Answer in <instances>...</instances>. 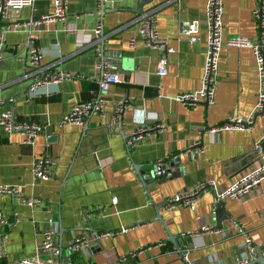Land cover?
I'll return each mask as SVG.
<instances>
[{"label":"crops","instance_id":"crops-1","mask_svg":"<svg viewBox=\"0 0 264 264\" xmlns=\"http://www.w3.org/2000/svg\"><path fill=\"white\" fill-rule=\"evenodd\" d=\"M138 1L107 0L101 14L96 0H68L65 19L43 26L35 45L45 71L77 75L61 80L48 95L26 96L33 78L22 76L25 51L21 45L26 33H5L0 59V112L9 108L15 120L42 126L31 145L23 144L19 134L6 133L0 127V185L16 186L21 198L40 200L29 207L19 196L0 193V210L9 222L3 229L7 234L5 256L32 254L49 216L56 221L58 217L63 228L61 264H186L177 249H184L192 264H239L257 259L255 253L241 246L245 237L264 247V180L240 198L223 201L227 219L234 218L239 225L238 230L230 229L227 234L203 230L215 227L217 210L212 189L203 191L192 209L176 206L167 210L163 205L165 198L200 180H212L221 191L258 165L251 146L264 133V114L254 116L249 130L214 134L206 130L229 114L247 116L252 111L258 80L251 50L221 46L213 104L177 102L175 94L201 87L206 0H146L142 4L141 10L154 9L156 28L172 48L166 55V73L162 76L155 73L159 50L146 46L134 33ZM256 2L221 0L223 40L237 35L251 40L256 37L252 13ZM50 11V0H35L31 6L8 13L11 20H26ZM186 19L198 22L196 42L189 43L177 35L180 22ZM97 25L106 54L103 66L114 71L119 82L109 87L103 111L90 114L82 130V126L61 123L60 119L72 105L95 98L99 92L101 74L94 64L100 61V44L93 42ZM118 99L126 100L128 106L115 119L112 109ZM133 109L141 110L136 115H142L144 124L161 122L163 129L145 134L127 150L124 137L137 125ZM195 140L202 152L193 154L189 145ZM40 156L54 158L46 180H35L30 171L33 160ZM166 159L177 163L173 177L167 173L165 179L146 183L138 179L133 164L143 167ZM113 197L115 202H111ZM227 219H222L219 226ZM77 231L91 239L86 252L67 250ZM101 231L114 233L92 238L93 232ZM186 231H197L198 235L182 236ZM133 250L135 255L129 257L128 252Z\"/></svg>","mask_w":264,"mask_h":264},{"label":"built area","instance_id":"built-area-1","mask_svg":"<svg viewBox=\"0 0 264 264\" xmlns=\"http://www.w3.org/2000/svg\"><path fill=\"white\" fill-rule=\"evenodd\" d=\"M34 1L35 0H0V59L5 49V33L13 30H24L26 33V41L21 45V48L25 51V56L22 58L25 66L22 76H33L32 81L25 90V94L28 98L37 95H48L51 88L57 86L61 80L77 76L69 71H45L46 67L41 64L40 61L42 55L39 48L35 45L37 33L45 24L63 21L65 19L68 0H50L51 11L49 13L40 14L37 18L29 17L26 20L10 19L9 11L14 12L20 10L24 6H31ZM106 2L107 0H96V9L101 11ZM222 11L223 7L221 0H206L204 9L206 38L201 87L195 91L179 92L175 94L173 99L187 105H194L201 101L206 105L213 104L217 80V62L220 48L223 44L235 47H247L251 50L257 71L258 88L255 94L254 106L250 114L247 116L229 114L219 124L206 129L212 134L223 130H249L253 123L254 116L256 114H264V0H257L252 10L257 29L256 37L252 40L238 35L223 40L221 37ZM153 12L154 9L152 8L139 12L136 17L134 33L143 40L146 46L159 50L155 73L158 76H162L166 73V55L172 52V48L167 44L166 37L159 34ZM65 30H69V27H66ZM197 32L198 22L195 19L183 20L177 28V35L185 37L189 43L198 40ZM93 34V42H95V44H100L102 37L98 25L93 29ZM129 43H133V38H130ZM94 67L99 70L101 74L97 96L89 100L79 101L72 105L71 108L61 116V123H72L84 126L90 114H99L103 111L108 89L112 84L118 83L119 79L114 71L103 66L101 60H96ZM127 106L126 100H116L112 109L114 118H119L124 108ZM140 111L139 109H133V120L137 125L124 137L123 141L127 150L134 147L145 134L163 129L161 122L144 124L142 115H136V113ZM0 127H2L6 133L15 132L19 134L21 136V142L26 145H31L35 136L42 130V126L37 122L15 120L12 109L9 108L0 112ZM189 148L192 149L193 154L202 152L198 140L191 142ZM251 150L258 159V165L255 168L246 170L237 180L223 190L217 191L212 180H200L165 198L163 202L164 207L167 210L176 206H185L192 209L199 195L207 189L213 190L214 203L218 199L234 200L240 198L260 181L264 180V133L258 140L253 142ZM161 162L160 160L156 163ZM53 164L54 158L50 156L36 157L30 169L32 177L35 180H46L49 177V167ZM0 193L12 194L19 196V198L22 197L16 186L0 185ZM21 200L29 207H33L40 202V200L35 197L21 198ZM115 200L116 198H111V202H115ZM214 212L213 209L211 213L214 214ZM12 215L16 217L15 212H13ZM8 223L7 216L0 210V258H3L0 264H61L60 250L56 240L57 221L52 216H49L45 220V224L40 230V239L36 243L33 253L18 258H10L4 254L3 244L7 234L3 229L9 225ZM209 229H214L221 234H227L230 232V229L238 230L239 225L234 218H229L222 226H207L203 228V230ZM122 230L124 229L121 228L120 231ZM113 233L114 231L93 232L92 238L97 240L103 236H111ZM181 235L195 236L198 235V232L186 231L181 232ZM90 241L91 239H89L85 232L77 231L72 240L67 244V250L70 252H86L90 246ZM160 243L159 241L156 245ZM241 246L251 253L259 252L260 255L264 256V247L252 244L248 237H245ZM176 251L186 264H192L191 260L187 258L184 249H177ZM135 253L136 250L130 251L128 252V256L133 257ZM245 263H247V260L239 262V264Z\"/></svg>","mask_w":264,"mask_h":264},{"label":"water","instance_id":"water-1","mask_svg":"<svg viewBox=\"0 0 264 264\" xmlns=\"http://www.w3.org/2000/svg\"><path fill=\"white\" fill-rule=\"evenodd\" d=\"M146 0H139L137 2V8H136V12H141V6L143 3H145ZM105 11L104 8L101 9L100 13L102 14ZM100 48H99V55H100V60L103 63V58L106 55L103 52V48H102V42L100 43ZM99 84V82H98ZM86 129V124L84 126H82V130ZM133 168L134 170L137 172L138 174V179L142 182V183H146L148 181H150L151 179H165V177H173L178 171L177 168V163L176 162H172L169 161V159L163 160L161 163H151V164H146L143 167L141 166V164H133ZM167 173L169 174L167 176ZM225 199H218L215 201L216 203V210H217V217H216V221H215V227H218L221 220L222 219H227V215L223 212V201ZM157 218L160 220L161 217L157 216ZM62 231L63 228L60 225L59 222V218L57 217V245L59 247L60 253L62 252L63 247L61 246V235H62ZM188 239H186L187 241ZM70 252V251H69ZM255 254L257 255V259H253V260H249L247 261V263L250 262H260L263 263L264 262V257L261 256L259 254V252H255ZM260 257V258H259Z\"/></svg>","mask_w":264,"mask_h":264}]
</instances>
